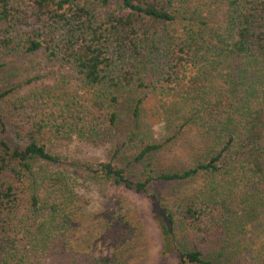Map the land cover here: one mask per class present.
Returning <instances> with one entry per match:
<instances>
[{
	"label": "trees",
	"instance_id": "16d2710c",
	"mask_svg": "<svg viewBox=\"0 0 264 264\" xmlns=\"http://www.w3.org/2000/svg\"><path fill=\"white\" fill-rule=\"evenodd\" d=\"M188 2L0 0V56L38 54L47 73L63 68L51 89L14 85L0 91V102L7 101L0 112V264H124L119 248L132 230L111 212L101 233L115 249L112 256L70 252V206L79 177L35 162L64 164L52 149L67 139L101 141L117 124L116 93L128 89L139 96L114 157L125 146L126 164H142L144 179L112 159L72 164L91 181L138 192L155 181L200 178L192 194L163 211L164 250L173 249L180 227L181 264H264V246L253 249L232 239L247 220V195L264 201V0H225L221 31L207 27ZM30 15L42 24L24 30ZM211 57L247 63L223 96L213 91L204 67ZM63 80L77 81L78 90L63 88ZM144 93L155 95V116L173 102L195 103L192 119L211 149L193 166L154 169L151 155L163 145L141 118Z\"/></svg>",
	"mask_w": 264,
	"mask_h": 264
},
{
	"label": "rangeland",
	"instance_id": "374dc122",
	"mask_svg": "<svg viewBox=\"0 0 264 264\" xmlns=\"http://www.w3.org/2000/svg\"><path fill=\"white\" fill-rule=\"evenodd\" d=\"M189 8L200 11V17L207 27L222 30L226 19L225 0H189ZM42 22L30 15L22 29L31 30L39 27ZM40 55L0 56V91L11 86L22 85V91L36 88L39 85L51 89L58 82L63 68L56 74L47 73L38 64ZM204 67L209 72L213 91L223 96L236 80L237 72L247 63L236 57H211L206 59ZM32 79V80H31ZM71 91L78 90V82L71 81L69 85L63 80L60 83ZM39 88V87H38ZM117 99L112 104L117 111L116 126L107 130L101 141L84 142L80 139H67L58 142L52 151L64 158V164L54 165L43 161L35 162L38 168L44 170L58 167L66 168L79 177L78 197L70 206V232L68 249L72 253H91L109 258L115 249L103 238L101 227L109 225L107 212L120 217L124 226L130 227L132 234L119 250L124 264H181L180 252L185 249L179 230L172 250H164L160 228V218L166 208L181 202L187 195L193 193L202 181L200 178L188 181L165 183L152 182L145 191H135L123 186H113L101 179L91 181L90 175H85L72 163L98 162L112 159L120 165L127 166L128 171L136 180L144 179L143 165H127L130 150L125 146L119 148L114 157L116 146L126 137L132 125L131 111L139 92L135 89L121 90L116 93ZM146 95V93H144ZM154 94H147L139 103L141 118L150 127L152 137L163 145V148L151 155V163L156 171H181L193 166L211 149V144H203L204 132L198 122L192 119V104L177 101L170 103L161 116L153 115ZM7 101L0 102V112L7 110ZM149 131V129H148ZM205 140V139H204ZM245 202V221L240 222L239 231L232 239L248 242V247L259 249L264 246V201L255 195L248 194ZM106 213V214H105ZM107 215V217H106ZM108 219V220H107ZM231 239V240H232Z\"/></svg>",
	"mask_w": 264,
	"mask_h": 264
}]
</instances>
